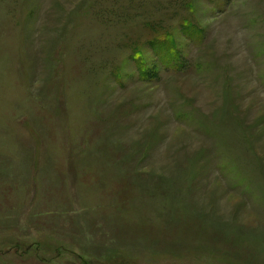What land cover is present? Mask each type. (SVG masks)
Masks as SVG:
<instances>
[{"label":"rangeland","instance_id":"374dc122","mask_svg":"<svg viewBox=\"0 0 264 264\" xmlns=\"http://www.w3.org/2000/svg\"><path fill=\"white\" fill-rule=\"evenodd\" d=\"M0 264H264V0H0Z\"/></svg>","mask_w":264,"mask_h":264}]
</instances>
